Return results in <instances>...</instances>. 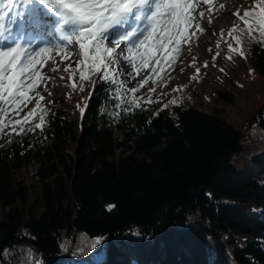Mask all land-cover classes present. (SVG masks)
Returning <instances> with one entry per match:
<instances>
[{"label":"trees","instance_id":"obj_1","mask_svg":"<svg viewBox=\"0 0 264 264\" xmlns=\"http://www.w3.org/2000/svg\"><path fill=\"white\" fill-rule=\"evenodd\" d=\"M238 14L233 34L264 82V47L249 43L259 28L246 34ZM87 63L64 66L67 91L88 97L82 112L51 95L31 131L0 140V264H93L94 252H74L82 236L103 238L101 264H264V104L240 127L178 91L158 104L160 79L141 99ZM28 162L35 197L13 176Z\"/></svg>","mask_w":264,"mask_h":264},{"label":"rangeland","instance_id":"obj_2","mask_svg":"<svg viewBox=\"0 0 264 264\" xmlns=\"http://www.w3.org/2000/svg\"><path fill=\"white\" fill-rule=\"evenodd\" d=\"M47 1L50 4L54 2V0ZM196 1L180 0L182 3H192L195 10L192 12L194 19L191 25L186 26L185 29L186 40H181L178 49L170 42L163 51L153 47L149 55L147 51L149 45L137 47L139 41L147 35L149 28H143L141 24L136 26V22L131 27L129 25L132 22L131 18L130 21L125 22L127 23L125 26L116 25L108 29L103 34L106 41H116L127 36L129 32L133 33L124 42V52L120 57V61H123L126 67L121 68L120 61H117L115 64H107L108 69L115 79L129 86L133 94L139 95L141 99H149L144 89L155 77L160 80H156L158 82L152 86L151 93L158 104L166 102L172 97L173 92L178 91L184 101H190L206 111L219 113L230 123L244 126L243 123L246 122L248 115L253 114L264 104V82L252 71V65L244 57L242 47L237 43V37L233 36L232 28L237 22L238 13L255 11L251 3L254 5L257 0H250L249 3L245 0H211L209 4L205 0H202V3L200 0L198 3ZM40 4V0H0V25L4 23L10 25L17 18L16 21L19 19L24 24L23 30L27 31L30 27L29 30L33 32L32 30L35 29L37 39L42 37L45 39L36 51L41 47L49 49L47 56L43 58V64L36 66L42 73L43 79L28 93L31 99L26 107L22 106L19 115L34 108L36 103L47 101L51 95L82 112L88 97L80 94L78 99L77 94L67 91L65 84L72 81V76L64 68V66L77 65L83 60L79 42L71 37L77 25H64V29L53 30V20L47 19L44 23L42 19L36 18L35 15L40 14ZM2 10L7 12L3 15ZM10 12L12 15L9 17L7 13ZM199 20L201 29L192 26ZM69 39L73 41L74 46L69 45ZM107 45L110 46L109 43ZM115 47L114 45L113 48ZM129 47L133 49L132 53L128 52ZM223 47L242 53V57L226 55ZM170 49L177 50L173 52ZM141 53L144 54V59L140 58ZM133 54L135 59L129 60L128 58ZM165 54L166 58L163 61L153 59ZM225 55L228 61L224 60ZM173 56L175 60L170 63ZM90 85L89 82L86 84L89 89L92 88ZM71 115L72 112L68 110V116ZM7 118L9 117H5ZM115 134L119 135V132L116 131ZM36 167V163L28 162L18 168L13 175L26 185L31 197H35L39 190ZM79 243L80 241L75 242L73 248ZM74 252L81 256L78 254L79 250L74 249ZM92 252H94L93 264H101L104 260V248Z\"/></svg>","mask_w":264,"mask_h":264},{"label":"snow or ice","instance_id":"obj_3","mask_svg":"<svg viewBox=\"0 0 264 264\" xmlns=\"http://www.w3.org/2000/svg\"><path fill=\"white\" fill-rule=\"evenodd\" d=\"M150 2L152 0H54L53 3L48 4V7L56 11L57 15L64 17L65 25H77L74 36L79 42L80 55L84 57L81 64L87 61V69L91 73L100 71L102 65L115 64L120 61L124 52V42L133 33L129 32L127 36L116 41H107L109 44L114 43L115 48L104 46L103 34L113 26L130 21V18L135 22L141 21L144 18V10ZM40 3L45 4L47 0H40ZM194 10L190 2L154 0L153 11L146 17L149 26L147 35L139 41L137 47L149 45L147 50L149 55L153 47L163 51L170 42L174 43L178 49L181 40H186L185 29L194 19L191 14ZM242 19L248 25L246 34L252 33L254 26L259 28L260 39L254 40L249 35V43L256 42L264 47V2L259 5L258 11H245ZM11 39L10 36L7 40H0V45H2L0 46V140L7 139L9 143H14L16 137L26 135L32 130L27 125L36 113L35 108L22 119L15 117L19 116L22 106L26 107L30 101L31 97L28 93L43 79L42 73L37 70L36 66L43 64V58L47 56L49 49L41 47L38 51H31L21 44L13 46L9 42ZM239 42L237 40V43ZM69 45L74 46L71 39H69ZM177 49H170V51L175 52ZM128 52L132 53L133 49L129 47ZM140 58L144 59L143 53L140 54ZM165 58L166 54L162 57H153L161 61ZM128 59H135V54ZM172 60H175V56L169 62L171 63ZM120 67H126L123 61H120ZM81 78L87 79L84 72H81ZM103 79H107V76ZM5 117H9L7 122H5ZM44 119L45 117L42 116L41 120ZM36 128L40 129L41 125L37 124ZM102 240L103 238L99 237L88 239L82 236L78 254L86 255L93 250H98ZM34 264H39V262H34Z\"/></svg>","mask_w":264,"mask_h":264}]
</instances>
